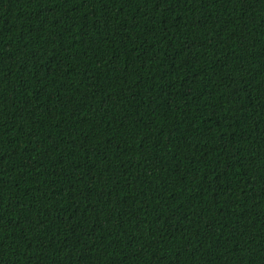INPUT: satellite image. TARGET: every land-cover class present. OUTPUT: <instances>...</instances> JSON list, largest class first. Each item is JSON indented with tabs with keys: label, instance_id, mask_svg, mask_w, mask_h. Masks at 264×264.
<instances>
[{
	"label": "trees",
	"instance_id": "trees-1",
	"mask_svg": "<svg viewBox=\"0 0 264 264\" xmlns=\"http://www.w3.org/2000/svg\"><path fill=\"white\" fill-rule=\"evenodd\" d=\"M0 264H264V0H0Z\"/></svg>",
	"mask_w": 264,
	"mask_h": 264
}]
</instances>
